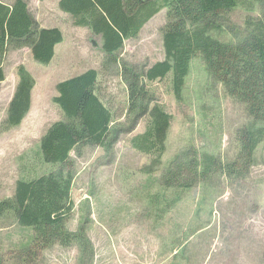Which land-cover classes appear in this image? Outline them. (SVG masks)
<instances>
[{"label": "rangeland", "instance_id": "1", "mask_svg": "<svg viewBox=\"0 0 264 264\" xmlns=\"http://www.w3.org/2000/svg\"><path fill=\"white\" fill-rule=\"evenodd\" d=\"M27 2L39 26L58 27L64 39L47 64L27 45L9 46L4 54L0 200L13 198L19 180L59 169L44 161L41 142L50 126L66 118L54 101L60 81L96 69V91L112 112L113 132L104 145H78L70 152L74 206L66 228L78 233V242L25 252L34 230L6 213L0 216V264H264V141L251 159L241 154L237 131L248 122L245 105L211 77L201 56L192 60L181 98L169 74L149 82L147 96H136L133 104L130 80L146 83L144 71L165 59L167 9L108 57L102 38L77 25L60 0ZM263 10L262 2L253 10L230 8L210 33L238 42L248 35L246 20ZM22 65L36 80L31 108L21 124L4 126ZM155 104L172 116L159 167H151V155L131 143L147 130ZM206 153L218 158L209 171L202 163ZM175 158H181L183 171L179 166L168 174ZM190 161L197 164L192 170ZM186 182L189 187L182 188Z\"/></svg>", "mask_w": 264, "mask_h": 264}, {"label": "trees", "instance_id": "2", "mask_svg": "<svg viewBox=\"0 0 264 264\" xmlns=\"http://www.w3.org/2000/svg\"><path fill=\"white\" fill-rule=\"evenodd\" d=\"M257 2L264 4V0H60L59 3L77 25L88 27L102 38V49L108 57L117 56L127 39L137 37L150 19L167 9L168 20L163 29L165 59L144 71L146 83L139 80V85L136 77L128 78L134 82L129 87L133 104L136 96H147L149 82L162 80L169 74L175 95L181 98L192 60L201 56L211 77L223 84L233 100L246 107L248 122L237 135L241 154L251 159L255 148L264 141V10L261 16L246 20L248 35L238 42H224L210 31L218 27L216 19L223 12L236 6L253 10ZM63 39L58 27L39 26L27 0H0V84L6 77L3 57L9 46L27 45L37 61L47 64ZM18 75L4 126L21 124L31 108L35 77L23 65L19 66ZM98 79L99 72L89 69L57 84L54 101L66 118L50 126L42 138L41 151L44 161L60 167L34 179L19 180L13 198L0 200V216L12 213L21 226L34 230L25 252L36 254L54 244L66 246L79 240L78 233L66 228L74 206L73 173L67 170L70 152L78 145H104L113 132L112 112L96 91ZM148 112L147 130L131 143L135 149L151 155V167H159L172 116L161 104H155ZM216 158L209 153L203 156L202 163L208 171L217 164ZM180 161L181 158H175L168 174L174 175L179 166L178 172L183 171ZM195 165L190 161V170ZM187 185L190 183L186 182L182 188L187 189Z\"/></svg>", "mask_w": 264, "mask_h": 264}, {"label": "crops", "instance_id": "3", "mask_svg": "<svg viewBox=\"0 0 264 264\" xmlns=\"http://www.w3.org/2000/svg\"><path fill=\"white\" fill-rule=\"evenodd\" d=\"M57 45H58V44H57ZM57 45H56V46H57ZM56 46H55V48H56Z\"/></svg>", "mask_w": 264, "mask_h": 264}]
</instances>
